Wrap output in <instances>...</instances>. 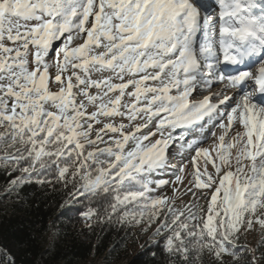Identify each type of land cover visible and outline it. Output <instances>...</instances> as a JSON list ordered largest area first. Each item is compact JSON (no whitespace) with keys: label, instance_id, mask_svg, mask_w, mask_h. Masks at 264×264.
Returning a JSON list of instances; mask_svg holds the SVG:
<instances>
[{"label":"snow or ice","instance_id":"obj_1","mask_svg":"<svg viewBox=\"0 0 264 264\" xmlns=\"http://www.w3.org/2000/svg\"><path fill=\"white\" fill-rule=\"evenodd\" d=\"M0 174L132 264H264V0H0Z\"/></svg>","mask_w":264,"mask_h":264},{"label":"trees","instance_id":"obj_2","mask_svg":"<svg viewBox=\"0 0 264 264\" xmlns=\"http://www.w3.org/2000/svg\"><path fill=\"white\" fill-rule=\"evenodd\" d=\"M7 177L0 174V188ZM0 191V248L7 247L17 264H132L141 252L136 237L116 225L87 231L59 219L60 190L26 186L4 199ZM83 233V234H80ZM18 238L27 242L21 246ZM148 257L136 264H146Z\"/></svg>","mask_w":264,"mask_h":264},{"label":"rangeland","instance_id":"obj_3","mask_svg":"<svg viewBox=\"0 0 264 264\" xmlns=\"http://www.w3.org/2000/svg\"><path fill=\"white\" fill-rule=\"evenodd\" d=\"M249 239H252V238L250 237ZM139 249H140V247H139ZM98 264H99V263H98Z\"/></svg>","mask_w":264,"mask_h":264},{"label":"built area","instance_id":"obj_4","mask_svg":"<svg viewBox=\"0 0 264 264\" xmlns=\"http://www.w3.org/2000/svg\"><path fill=\"white\" fill-rule=\"evenodd\" d=\"M0 259H3V257H0Z\"/></svg>","mask_w":264,"mask_h":264}]
</instances>
